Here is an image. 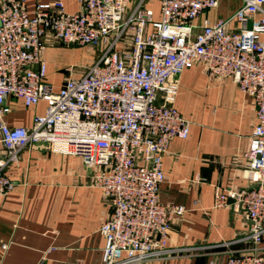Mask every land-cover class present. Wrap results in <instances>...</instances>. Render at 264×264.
<instances>
[{
    "label": "built area",
    "instance_id": "2783aa9c",
    "mask_svg": "<svg viewBox=\"0 0 264 264\" xmlns=\"http://www.w3.org/2000/svg\"><path fill=\"white\" fill-rule=\"evenodd\" d=\"M0 0V196L16 187L6 169L34 144L75 156L92 184L108 198L112 213L101 226L103 264H148L182 250L167 249L171 227L185 209L160 201L163 157L174 139L188 138L190 122L174 106L172 77L195 64L210 79L229 78L251 98L255 126L246 153L252 188L217 189L214 208L233 206L248 223V240L264 237V0H243L226 19L203 20L219 0H77L71 14L57 0ZM230 22L238 24L230 31ZM49 42L99 48L84 74L74 73L59 90L48 81ZM161 95V100L159 99ZM10 99L27 108L46 104L31 128L11 127ZM226 264H264L255 252L230 256Z\"/></svg>",
    "mask_w": 264,
    "mask_h": 264
},
{
    "label": "crops",
    "instance_id": "0c3cea01",
    "mask_svg": "<svg viewBox=\"0 0 264 264\" xmlns=\"http://www.w3.org/2000/svg\"><path fill=\"white\" fill-rule=\"evenodd\" d=\"M57 0H30L29 10ZM68 13L80 12L77 0H59ZM243 0H219L195 20L197 32L203 22L226 20ZM151 6L159 18L160 0ZM237 31L235 22L228 25ZM49 42L44 54L49 64ZM178 83L174 103L190 122L188 138L174 139L163 157L165 180L160 201L185 209L172 225L167 249L179 253L148 264H226L232 255L255 252L264 259V237L254 246L248 223L233 206L214 208L217 189L241 190L256 185L258 176L247 170L246 153L255 126L251 98L229 79H210L205 67L195 64L171 79ZM63 84L57 87L61 88ZM161 100V95L160 98ZM11 127L31 128L46 104L27 108L10 99ZM3 156L0 155V158ZM6 174L16 187L0 196V264H103L106 240L101 226L112 213L103 191L92 184L80 158L52 153L42 144L26 148L18 163Z\"/></svg>",
    "mask_w": 264,
    "mask_h": 264
},
{
    "label": "rangeland",
    "instance_id": "374dc122",
    "mask_svg": "<svg viewBox=\"0 0 264 264\" xmlns=\"http://www.w3.org/2000/svg\"><path fill=\"white\" fill-rule=\"evenodd\" d=\"M49 49L51 74L48 81L56 90L71 73H74L75 77H80L101 56L99 48L66 46L60 42H55Z\"/></svg>",
    "mask_w": 264,
    "mask_h": 264
}]
</instances>
